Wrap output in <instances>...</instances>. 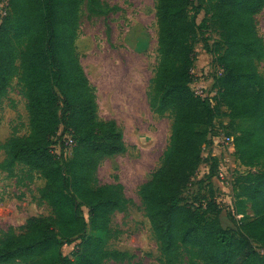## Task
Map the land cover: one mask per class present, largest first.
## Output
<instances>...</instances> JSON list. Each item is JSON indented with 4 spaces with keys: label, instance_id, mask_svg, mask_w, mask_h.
Segmentation results:
<instances>
[{
    "label": "trees",
    "instance_id": "1",
    "mask_svg": "<svg viewBox=\"0 0 264 264\" xmlns=\"http://www.w3.org/2000/svg\"><path fill=\"white\" fill-rule=\"evenodd\" d=\"M11 2L12 13L0 21V96L15 72V47L23 43L22 80L27 90L31 126L28 137L11 144V160L39 169L47 180L46 192L63 195L70 184L90 179L97 160L122 152V137L113 121L96 120L94 95L73 53L80 0ZM199 2L201 6L189 15L191 0H158L161 60L155 72L150 106L159 114L171 108L174 118L162 165L141 186L140 196L164 253L188 246L205 264H264V245L259 247L252 242L243 230V222L232 219L233 225L227 227L208 216L219 211V202L196 203L189 199L180 204L181 189L196 173L204 149L208 148L207 154L212 156L213 136L201 143L204 135L196 126L202 119L212 123L215 105L208 96L196 95L190 86L192 37L204 23V19L201 24L197 21L199 10L210 14L220 32L213 42L214 49H210L211 62L221 71L216 78L220 82L221 91L217 88L220 102L234 117L264 124V77L257 68V61L264 59V40L255 22L264 0ZM59 133L69 134L75 141L70 159L52 153L51 140ZM226 135L233 137L236 150L241 139ZM216 169L215 159L211 174ZM84 192L90 194V190ZM94 194L97 204L91 206V229L105 232V215L117 209L120 200L114 191L99 189ZM67 198L69 207L79 215L75 198ZM260 223L264 224V206ZM97 236L84 238L76 258L70 259L61 253L62 242L53 228L40 232L32 229L0 241V264L29 256L31 250L39 251V264H98L108 252L102 250V239ZM92 242L96 244L91 246Z\"/></svg>",
    "mask_w": 264,
    "mask_h": 264
},
{
    "label": "rangeland",
    "instance_id": "2",
    "mask_svg": "<svg viewBox=\"0 0 264 264\" xmlns=\"http://www.w3.org/2000/svg\"><path fill=\"white\" fill-rule=\"evenodd\" d=\"M95 2L80 0L73 53L94 95L96 120L115 123L124 150L97 160L90 179L70 184L63 195L46 192L47 180L39 169L11 160V144L31 132L22 80L24 44L18 43L14 50L15 72L0 96V241L32 229L40 232L53 228L62 242L61 253L70 259L76 258L84 238L97 234L102 239V250L108 252L98 264H205L188 246H178L169 253L161 250L140 196L141 186L162 165L174 118L173 109L159 114L150 106L161 60L158 0ZM10 3L0 0V21L12 13ZM198 6L199 0H191L188 14H194ZM196 18L199 24L203 19L204 23L192 37L190 86L196 95L208 96L215 105L212 123L202 119L196 126L204 135L201 143L228 133L241 140L236 150L221 143L208 145L211 157L209 149H204L196 173L181 189L180 204L189 199L196 203L219 202V211L208 216L227 227L233 225L232 219L243 222L244 232L260 247L264 245V224L260 223L264 206V124L234 117L220 102V82L216 78L221 71L211 62L210 52L220 32L210 14L199 10ZM255 22L264 40V6ZM257 68L264 77V59L257 61ZM74 144L73 140L72 146L66 145L64 134L59 133L51 140V150L56 156L70 159ZM215 159L217 169L213 175L210 170ZM99 189L114 191L120 200L118 208L105 215V232L93 231L90 225L91 206L97 204L94 192ZM84 190H90V194ZM67 196L75 198L79 215L69 207ZM31 251L29 256L1 264H39V251Z\"/></svg>",
    "mask_w": 264,
    "mask_h": 264
},
{
    "label": "built area",
    "instance_id": "3",
    "mask_svg": "<svg viewBox=\"0 0 264 264\" xmlns=\"http://www.w3.org/2000/svg\"><path fill=\"white\" fill-rule=\"evenodd\" d=\"M64 138H65V143L68 146H72L73 145V138L71 135L69 134H64ZM217 143H221L227 146H231V148L234 150V143H233V137L232 136H227V135H223L221 138L216 137L213 140V144H217Z\"/></svg>",
    "mask_w": 264,
    "mask_h": 264
}]
</instances>
